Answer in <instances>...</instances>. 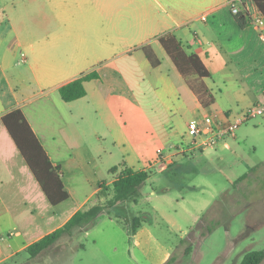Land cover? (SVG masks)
Wrapping results in <instances>:
<instances>
[{
    "label": "crops",
    "instance_id": "crops-1",
    "mask_svg": "<svg viewBox=\"0 0 264 264\" xmlns=\"http://www.w3.org/2000/svg\"><path fill=\"white\" fill-rule=\"evenodd\" d=\"M0 10L7 19L3 35L11 37L0 56V122L13 109L23 111L70 193L59 204L49 201L48 215L42 223L33 217L30 232L18 230L15 222L29 202L15 185L29 177L26 169L18 170V160L1 157L0 236L15 231L16 239L0 245V263L85 209L109 188L122 163L163 173L162 163L174 160L166 159L173 147L188 140L180 123L184 116L187 127L202 113L222 115L264 104V41L245 9L241 13L249 23L239 24L229 0H2ZM250 10L259 12L253 0ZM168 33L200 56L209 77L179 71L159 40ZM93 72L99 76L85 82V96L62 99L61 86ZM35 104L48 105V144L29 116ZM7 146L0 135V154ZM229 147L226 141L174 158L176 165L199 153L223 160L219 150ZM34 178L32 186L42 189ZM141 194L140 201L151 202L150 195ZM69 201L74 207L66 205Z\"/></svg>",
    "mask_w": 264,
    "mask_h": 264
},
{
    "label": "rangeland",
    "instance_id": "rangeland-1",
    "mask_svg": "<svg viewBox=\"0 0 264 264\" xmlns=\"http://www.w3.org/2000/svg\"><path fill=\"white\" fill-rule=\"evenodd\" d=\"M6 20L0 10V56L10 44V35H3ZM43 105L39 106L42 110L37 104L31 106L29 116L38 121L34 125L48 144L50 114L48 105ZM185 117L189 116L180 123L187 138ZM0 126V135L8 144L0 158L18 160V170L26 169L29 177L27 182L20 180L15 185L29 202L19 212L21 219L15 226L30 232V220L38 217L36 221L42 223L51 210L50 202L40 186H32L37 182L31 169L2 122ZM235 134V138L227 139L230 147L219 150L223 160L199 153L178 165V158L172 163L165 161L163 173L157 175V170L151 169L155 177L135 198L104 210L90 229L56 242L36 257L25 251L0 264H240L247 252L264 250V114L240 124ZM111 185L85 209L106 205L114 195ZM142 191L152 197L151 202L144 198L140 201ZM67 203L74 207V202ZM134 215L141 217L137 233L133 230ZM14 233L0 236L1 247L16 239Z\"/></svg>",
    "mask_w": 264,
    "mask_h": 264
},
{
    "label": "trees",
    "instance_id": "trees-1",
    "mask_svg": "<svg viewBox=\"0 0 264 264\" xmlns=\"http://www.w3.org/2000/svg\"><path fill=\"white\" fill-rule=\"evenodd\" d=\"M253 1L264 15V0ZM236 18L242 27L247 26L249 23L245 13L238 14ZM159 40L182 74L185 76L193 74L199 77L210 76V72L200 56L196 53H188L175 35L168 33L161 36ZM98 76L96 72L87 73L61 86L59 92L62 99L65 101H73L85 96L87 93L85 82L97 78ZM202 99L204 100L203 97ZM2 121L27 164L33 171L49 201L56 205L70 198V193L65 188L59 174L60 168L52 164L46 150L23 111L20 108L13 109L2 116ZM120 166L123 167L122 171L111 185L114 195L108 200L106 205L95 204L88 209L76 211L63 226L31 243L26 248V251L29 252L32 257H36L59 240L70 239L76 233L93 227L96 224L98 216L103 213L104 210H110L119 203L135 198L142 187L147 183L151 171L136 170L126 166L124 163ZM140 225L141 217L135 216L133 219L134 232L137 231ZM263 260L264 250H252L244 255L240 264H261Z\"/></svg>",
    "mask_w": 264,
    "mask_h": 264
},
{
    "label": "built area",
    "instance_id": "built-area-1",
    "mask_svg": "<svg viewBox=\"0 0 264 264\" xmlns=\"http://www.w3.org/2000/svg\"><path fill=\"white\" fill-rule=\"evenodd\" d=\"M231 12L238 15L243 9L250 21L258 29L264 41V15L257 11H251L252 0H229ZM22 61H25V55L22 54ZM264 114V104H252L240 109L237 112L220 114L217 112L203 113L201 116L192 119L187 126L188 140L180 142L173 147V151L166 159L170 162L174 157L191 155L196 151H203L210 148H216L225 143L228 138L235 137L236 128L257 116ZM160 156H163L160 152Z\"/></svg>",
    "mask_w": 264,
    "mask_h": 264
}]
</instances>
